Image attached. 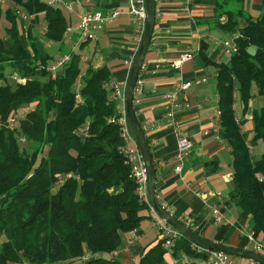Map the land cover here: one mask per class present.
<instances>
[{"label":"trees","instance_id":"trees-1","mask_svg":"<svg viewBox=\"0 0 264 264\" xmlns=\"http://www.w3.org/2000/svg\"><path fill=\"white\" fill-rule=\"evenodd\" d=\"M12 1V7H0V17L10 24L6 37L0 36V264H123L108 253L118 248L122 232L140 234L142 213L150 206L121 151L120 126L112 122L119 112L110 97L111 71L103 65L82 73L81 55L70 51L71 60L53 75L48 66L58 58L39 51L33 29L43 15L46 37L62 41L69 27L62 7ZM18 10L32 18L26 40ZM216 12L217 25L228 33L239 18L247 20L235 40L238 49L213 64L222 137L233 156L228 202L252 216L264 241V152L254 160L250 147L264 142V104L251 106L264 97V13L254 19L243 0L227 5L219 0ZM10 68L32 79L17 82L7 73ZM238 99L241 119L234 106ZM29 107L15 127H7L13 113ZM247 113L254 132L250 141L244 131ZM22 143L32 151L21 149ZM173 249L176 256L185 252L206 260L185 236ZM167 251L162 237L139 264H163Z\"/></svg>","mask_w":264,"mask_h":264},{"label":"crops","instance_id":"crops-1","mask_svg":"<svg viewBox=\"0 0 264 264\" xmlns=\"http://www.w3.org/2000/svg\"><path fill=\"white\" fill-rule=\"evenodd\" d=\"M79 1V4L74 2V11L65 9L67 12L65 16L73 30L65 33L62 41L49 40L46 37L47 23L41 15L33 29L37 48L40 52L48 53L55 58L74 51L81 55L80 65L85 62L83 64L86 69L89 66L98 68L106 65L111 71L112 79L126 81L130 68L125 61L133 55L135 43L133 36L135 25L129 12V0ZM220 1L224 5L232 2ZM11 3L13 4V1ZM155 3L156 23L140 72L134 108L146 131L155 163L156 196L173 215L187 224H192L193 229L204 237L254 250L256 242L264 241L252 223V216L229 204L228 193L223 195V191L229 189V178L233 173L232 162L227 156L230 155L232 159L233 156L227 141L222 137L220 116L217 114L218 70L213 64L228 57L220 41L236 40L247 20L245 17L239 18L237 27L228 33L217 25L216 11L219 10V0H155ZM243 4L245 11L254 19L264 13V0H243ZM113 8L121 9V14L105 23L104 28L97 31L95 39L79 44L77 26L80 13ZM222 18L225 17L220 19ZM31 19L20 17L19 20L26 39ZM39 26L43 27V35L38 29ZM202 44L205 45L204 48ZM202 51L212 62L205 60ZM188 53L191 57L184 60L183 55ZM202 77H207V81L201 82ZM187 80L193 81V85L187 90L191 107L182 113L181 118L193 147L187 154L181 171H177L175 166L179 150L178 137L175 128L165 116L164 101L165 93L174 84ZM258 101L262 102L260 96L251 102V106L254 107ZM199 103H203L202 109L198 108ZM242 109L243 104L236 102L238 119L243 118ZM251 117L250 113L246 114V118L249 119L244 126V130H247L245 133L247 141L253 136ZM129 146L136 148L135 141H131ZM250 147L252 149L253 145ZM258 157L260 156L253 155L254 160ZM213 206H218L223 211L225 223L215 222ZM142 214L144 217L139 228L140 234L135 241H132L131 232L121 233V243L117 251L123 264H139L141 255L162 239L150 212L145 210ZM231 229L228 241L225 242ZM201 254L206 257L204 252ZM195 260L208 264L207 257L205 261L193 259L185 252H180L176 256L173 249L165 253L163 264H186ZM236 262L258 264L241 257H236Z\"/></svg>","mask_w":264,"mask_h":264},{"label":"built area","instance_id":"built-area-1","mask_svg":"<svg viewBox=\"0 0 264 264\" xmlns=\"http://www.w3.org/2000/svg\"><path fill=\"white\" fill-rule=\"evenodd\" d=\"M6 0H0V3H3ZM47 5L55 6V7H64V9L72 12L74 11V2L79 4V0H39ZM129 12L133 16L134 21V47H133V55L129 57L125 62L131 69L134 57L137 53V50L140 46L141 40L144 35L145 31V19H146V5L145 0H129ZM18 13L22 17H31L27 13H24L18 10ZM121 14V9L113 8L110 10H87L83 11L79 15V23L77 26L78 35L77 40L78 43L87 42L89 40H93L96 38V33L98 30H102L104 28L105 23L110 20L117 18ZM73 28L69 26L66 30V33L72 32ZM220 44L223 46L224 53L226 55H231L234 53L238 46L236 44L235 39L229 40L224 39L220 41ZM72 54L70 52L64 54L63 56L59 57L57 60L53 61L49 64L48 70L56 75L57 70L66 65L71 60ZM191 54L183 55V59H189ZM10 78L24 83L29 79H32L30 76L22 75L18 72L12 73ZM201 82H206L207 77H202L200 79ZM126 81L121 80H113L110 83V97L118 103V112L119 115L112 119L113 123H116L120 126L121 133L123 135L125 144L121 146V151L127 157V162L131 164L132 173L135 179L138 182V193L140 197L146 201L150 206V216L153 219L157 229L161 233L162 237L164 238V246L169 249V252L172 251V247L180 240L183 234L175 228L172 224L167 222L150 204L147 194V175H146V168L139 153L136 148H131L129 143L131 141H135V137L133 135L131 126L126 116L125 111V88H126ZM193 85V81H180L179 83L174 84V86L169 89L165 93V101H164V111L165 116L169 120L170 124L175 128V132L178 137V146L179 150L176 155V166L175 169L177 171H181L183 164L185 162L186 156L193 147V142L190 139L189 135L185 131L182 123V113H184L187 109L191 107V102L188 99L187 90ZM203 103H199L198 108H203ZM236 108V103L234 104ZM218 116H220L221 111L220 109L217 111ZM19 115L18 113H13L7 122V127L13 128L18 124ZM23 140H25L23 138ZM262 180V177H260ZM204 198V194L201 195ZM212 214L216 223H225L226 217L223 211L218 206L212 207ZM132 233V241L138 238V234L135 230L131 231ZM194 249L204 252L207 257L208 264H238L236 262V257L220 252L209 250L205 248H201L193 243ZM254 250L261 252L264 254V242H256Z\"/></svg>","mask_w":264,"mask_h":264},{"label":"water","instance_id":"water-1","mask_svg":"<svg viewBox=\"0 0 264 264\" xmlns=\"http://www.w3.org/2000/svg\"><path fill=\"white\" fill-rule=\"evenodd\" d=\"M146 19L145 31L141 40L140 46L134 57L129 77L125 88V111L126 116L134 134L136 145L143 159L146 175H147V194L152 207L170 224L177 228L183 236L187 237L192 243L197 246L209 250L220 251L235 257L247 258L258 264H264V254L253 249L235 247L222 242L210 240L203 235L197 233L193 227L172 214L156 196V174L155 163L150 150L147 134L139 121L135 108L134 101L139 82L140 72L144 66L147 51L150 47L152 36L156 23L157 9L155 0H145ZM232 179V176L229 178ZM229 193V189L223 191V195Z\"/></svg>","mask_w":264,"mask_h":264},{"label":"rangeland","instance_id":"rangeland-1","mask_svg":"<svg viewBox=\"0 0 264 264\" xmlns=\"http://www.w3.org/2000/svg\"><path fill=\"white\" fill-rule=\"evenodd\" d=\"M11 1L12 0L4 1L1 4V6H0L2 8V10H6L7 8L12 7L13 4L11 3ZM62 9H63V13L64 14H67V12L65 11V9L64 8H62ZM21 18H23V17L21 16ZM27 18H30V17H27ZM24 19H26V18L24 17ZM8 25H10L9 22L6 20V18L4 17V15H2L0 17V36L1 37H6V29H7ZM20 26H21V29H22V31H21L22 32V35H23L24 39H26V37L24 36L22 24ZM38 29H39V31L41 33L42 30H43V27L39 26ZM41 34L43 35V32ZM10 43H11L10 40H8L7 41V45H9ZM83 63H85V62H82V66H81L82 71L84 69H86L85 68V64H83ZM12 72H14V71H12V68L8 69V71H7V73H12ZM261 100H262V103L264 104V97H261ZM236 101H237V103H240V100L239 99L236 100ZM260 104H261V102L258 101V103L254 104V106H259ZM29 110H30V107L29 108H26V109H21L20 111H18L19 112L18 113L19 118L20 117H23L26 114V112L29 111ZM244 131H245V133L247 132V130H244ZM252 132H253V128H252ZM253 134H254V132H253ZM248 141H250V139ZM20 146H21V149H28L29 152L32 151V150H30L29 144L27 145V144L22 143V144H20ZM47 149H48V146L45 147V150H47ZM252 149H253L252 150V153H253L254 156H261L263 154V152H264V142L262 140L259 141L258 143H256V144L253 145V148ZM227 157L229 158V161L231 160L230 162H232V160H233L232 157L230 155H228ZM135 240L136 239H134L133 241H135ZM130 242H132V241L130 240ZM108 254H110L112 257H115V258H119L120 259V255H119V252L117 251V249L114 250L112 253L109 252Z\"/></svg>","mask_w":264,"mask_h":264}]
</instances>
